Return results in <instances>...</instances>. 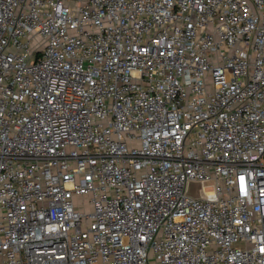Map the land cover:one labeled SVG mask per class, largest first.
<instances>
[{"label":"built area","instance_id":"2783aa9c","mask_svg":"<svg viewBox=\"0 0 264 264\" xmlns=\"http://www.w3.org/2000/svg\"><path fill=\"white\" fill-rule=\"evenodd\" d=\"M0 264H264V0H0Z\"/></svg>","mask_w":264,"mask_h":264}]
</instances>
